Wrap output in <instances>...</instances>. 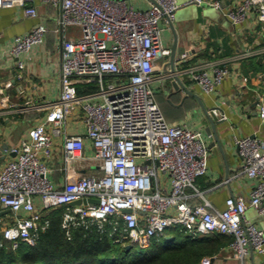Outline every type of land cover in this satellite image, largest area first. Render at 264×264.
<instances>
[{
    "label": "built area",
    "instance_id": "2783aa9c",
    "mask_svg": "<svg viewBox=\"0 0 264 264\" xmlns=\"http://www.w3.org/2000/svg\"><path fill=\"white\" fill-rule=\"evenodd\" d=\"M12 1L0 0V8ZM17 1L25 15L38 16L32 5L37 0ZM38 1L61 9V94L41 106L48 110L46 120L12 148L16 156L0 169V203L16 215L0 233L3 240L13 248L22 242L34 245L50 225L46 213L69 205L63 216L68 238L73 228L97 227L115 243L148 248L168 229L180 226L192 238L229 236L233 256L240 261L252 252L264 256V228L247 216L250 208L264 216V138L234 136L243 172L257 183L249 197L231 195L222 208L216 207L197 186V179L209 171L210 147L203 132L185 121L169 122L153 88L166 76L159 73L158 59L171 53L162 44L163 23L175 20L180 5L215 7L233 28L251 23L250 30L257 33L259 44L224 61L198 60L176 72L190 75L210 94L229 75L230 62L264 57V0H151L146 6L133 0ZM47 33L46 26L37 24L14 37L11 52L20 69L21 55L44 44ZM87 80H96V90L80 93L77 83ZM76 111L84 132L69 134L66 124ZM258 114L264 120V102ZM227 118L222 110L219 119ZM54 135L63 138L67 175L62 186L50 178L52 168L44 160L52 156ZM86 140L95 150V169L84 174L80 168L88 164ZM83 199L87 202L71 205ZM22 211L27 215H19Z\"/></svg>",
    "mask_w": 264,
    "mask_h": 264
},
{
    "label": "crops",
    "instance_id": "0c3cea01",
    "mask_svg": "<svg viewBox=\"0 0 264 264\" xmlns=\"http://www.w3.org/2000/svg\"><path fill=\"white\" fill-rule=\"evenodd\" d=\"M133 1L136 5L146 6L151 0ZM186 1L180 0V3ZM32 5L38 9L37 17L25 15L23 6L17 0L0 8V169L16 156L12 148L28 136L34 125L46 120L48 110L41 106L56 100L61 94L62 38L57 31L61 10L59 6L38 0ZM219 13L215 7L191 4L185 6L183 19L177 21L175 18L172 24L163 23L162 44L170 48L171 53L158 59L159 73L166 76L161 81L157 80L153 88L169 122L185 121L190 128L203 132L210 147L209 171L197 179V186L213 205L222 208L228 196L249 197L257 183L243 172L242 159L233 138L245 135L264 138V120L258 114L259 103L264 102V57L258 55L241 63L230 62L229 75L219 90L210 94L202 92L190 75L176 73L198 60L224 61L237 50L259 44L257 33L250 30L251 23L235 29ZM250 18L252 20L253 16ZM37 24L48 28L46 40L29 55H21L24 67L20 69L18 58L11 52L13 39ZM75 32L76 29L70 30V33ZM20 72L23 74L21 78L18 77ZM177 76L189 92L182 87L176 90L172 81ZM77 87L80 93L94 91L97 88L96 80L80 81ZM211 108H217L219 118L222 110L228 118L219 119L215 130L213 128L209 133L207 128L212 126L206 111ZM78 112L68 118L66 131L69 134L84 132ZM84 153L88 164L80 168V172L85 174L95 169V150L90 140H86ZM44 160L52 168L50 178L57 186L64 185L67 173L64 170L61 136H53L52 156ZM36 204L42 207L40 198H36ZM19 215L27 213L22 211ZM247 216L264 228V216L258 215L252 208ZM0 218L1 233L7 224L16 220V215L4 209L0 203ZM200 264H264V256L252 252L240 261L233 256L228 243L215 256H205Z\"/></svg>",
    "mask_w": 264,
    "mask_h": 264
},
{
    "label": "trees",
    "instance_id": "16d2710c",
    "mask_svg": "<svg viewBox=\"0 0 264 264\" xmlns=\"http://www.w3.org/2000/svg\"><path fill=\"white\" fill-rule=\"evenodd\" d=\"M69 205L49 210L47 229L41 230L34 245L22 242L17 248L0 234V264H200L231 242L220 234L190 237L182 227L168 229L148 248L133 246L129 251L97 227H76L68 238L63 216Z\"/></svg>",
    "mask_w": 264,
    "mask_h": 264
},
{
    "label": "water",
    "instance_id": "95a60500",
    "mask_svg": "<svg viewBox=\"0 0 264 264\" xmlns=\"http://www.w3.org/2000/svg\"><path fill=\"white\" fill-rule=\"evenodd\" d=\"M61 10V9H60ZM169 23L172 24V21H170ZM176 52V46L174 48V53ZM174 61V59H173ZM172 61V64H173V67H174V62ZM172 84L174 85V87L176 88V90H180V88H184L186 89L188 92V88L186 87V85L182 82V80L177 76L175 80L172 81ZM206 114H207V118H208V121L211 123V126L212 127H208L207 128V131L209 133H211V129L213 130L214 126L219 123V118L216 114H208V112L206 111ZM215 130V128H214ZM89 201L91 202H98L97 199H89ZM82 202L86 203L87 200L86 199H83V200H77V201H74L71 203V205H80ZM128 211V210H127ZM125 248L127 251L131 250L133 248V244H126L125 245Z\"/></svg>",
    "mask_w": 264,
    "mask_h": 264
},
{
    "label": "rangeland",
    "instance_id": "374dc122",
    "mask_svg": "<svg viewBox=\"0 0 264 264\" xmlns=\"http://www.w3.org/2000/svg\"><path fill=\"white\" fill-rule=\"evenodd\" d=\"M178 1L180 2V0H178ZM190 5H191V4H190ZM212 8H213V7H212ZM184 9H185V6L182 7V6L180 5L179 9L176 11L175 17H176V20H177V21L183 19L184 15H185V14H183V10H184ZM219 14H221V13H219ZM221 15H222V14H221Z\"/></svg>",
    "mask_w": 264,
    "mask_h": 264
}]
</instances>
